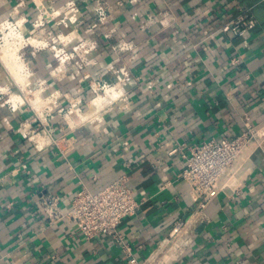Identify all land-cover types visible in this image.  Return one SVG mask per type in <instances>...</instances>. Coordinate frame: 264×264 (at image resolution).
Here are the masks:
<instances>
[{
	"label": "crops",
	"instance_id": "crops-1",
	"mask_svg": "<svg viewBox=\"0 0 264 264\" xmlns=\"http://www.w3.org/2000/svg\"><path fill=\"white\" fill-rule=\"evenodd\" d=\"M20 1L0 0V24L42 12L46 23L21 50L23 82L0 58V264H264V148L257 139L221 176L202 218L171 235L195 207L179 176L191 148L248 127L264 131V0H104L109 19L99 28L90 27L96 0ZM70 2L80 11L65 25ZM240 8L256 24L230 37L221 27ZM67 32V48L93 47L59 66L52 49L38 45ZM98 81L117 84L120 97L103 107L89 103ZM9 92L25 102L12 107ZM53 92L61 96L50 138L34 142L33 116ZM123 173L142 204L119 224L122 241L114 233L86 238L68 220L50 223L38 210L46 194H58L66 210L82 185L95 192Z\"/></svg>",
	"mask_w": 264,
	"mask_h": 264
},
{
	"label": "built area",
	"instance_id": "built-area-1",
	"mask_svg": "<svg viewBox=\"0 0 264 264\" xmlns=\"http://www.w3.org/2000/svg\"><path fill=\"white\" fill-rule=\"evenodd\" d=\"M22 3L23 0L19 2V4ZM69 10L71 13L70 17L66 16L67 18H63L62 20L65 25L76 23L80 8L76 3L70 2ZM93 10L94 22L91 23L90 27L99 28V26L105 24L109 19L106 1L96 0ZM45 14L42 12L40 17L35 20L28 18H7L0 24V32L4 33L3 30L9 27L20 29L18 25L19 21L32 28L33 32L36 27L46 23ZM161 23L165 25L167 22L162 19ZM255 24L256 20L251 12L248 9L240 8L239 13L223 24L221 29L230 37H241ZM67 37L61 33H55L51 36L50 40L40 41L43 43L38 46H49L59 66L76 61L82 49L83 52H88L93 47L92 44L86 46L84 42H79L69 49L66 46L69 41ZM29 45L31 44L23 41L20 49V58L22 60L21 50ZM83 62V60H80L79 65L82 66ZM24 64L26 63L24 62ZM25 69L27 71L26 65ZM121 75L122 77L119 78V82L124 84L128 72L123 71ZM111 87L118 90L117 84L112 85L102 81L91 85L92 94L89 103H91V100L95 96L99 95V91L102 90L106 94L107 90L111 89ZM0 93L2 94L3 92L0 91ZM60 96L59 92H53L41 99L40 104L43 105L42 112L35 113L33 116V122H36L37 127L32 128L33 134L30 138L34 142L45 141V138H50V136L45 135L48 134L51 119L54 117V103ZM118 97H120V94H118ZM8 99L12 107L25 102V99L21 95L12 92L8 93ZM80 102L81 100L79 99V105L76 107L77 111L81 110ZM65 112L68 113V110ZM40 132H42V135H39ZM252 139H257L258 146L264 148V131L261 132L255 129V127H248L244 133L233 138H211L191 148L189 155L186 156V165L179 176L189 184L190 194L195 207L188 218L178 220L175 223L171 232L172 236L180 234L187 227L202 218L205 208L217 192L221 176L228 170L233 161ZM50 141L52 142L51 139L49 143ZM126 148H128V145H126ZM177 149L174 148L169 152H175ZM141 204L142 200L137 198L135 190L129 184L128 174L123 173L110 184L95 192L82 185L72 198L71 207L66 210L63 209L61 198L58 194H46L39 199L38 210L50 223H56L64 219L68 220L86 238L114 233L115 237L119 241H122V236L117 234L119 224L123 218L135 214ZM126 250H130V248L126 247Z\"/></svg>",
	"mask_w": 264,
	"mask_h": 264
},
{
	"label": "bare ground",
	"instance_id": "bare-ground-1",
	"mask_svg": "<svg viewBox=\"0 0 264 264\" xmlns=\"http://www.w3.org/2000/svg\"><path fill=\"white\" fill-rule=\"evenodd\" d=\"M20 29H14L13 27H9L5 30H3L4 32V37L2 39V41H4L3 43H1L0 45L2 46L0 48V58L2 59V61L4 62V64L6 65V67L8 68L9 71L13 72L16 77V79L20 82H23L25 80V78L28 76V73L25 69V64L24 62L21 60L20 58V49L22 47V43L23 41H27L28 44H32L35 42V37H33L32 35V28H27L24 23H22V21H19L18 23ZM6 27V25H5ZM3 28V27H2ZM7 32V33H6ZM13 32V33H21L23 35V37H21L19 34H13L12 36L7 35L8 33ZM30 33L32 35H30ZM69 33H66V36H68ZM38 40V39H37ZM40 44H42L43 42H40ZM22 65L24 66V68L22 67ZM26 72V73H24ZM13 73H11L13 75ZM33 85V84H32ZM119 87V86H118ZM41 90V88H40ZM119 90H117L114 87H111V89L107 90L106 98H117L118 94L121 92H119ZM105 95H97L95 96L92 100H91V104L94 106H99L98 104L101 102V100H103V96L105 97ZM111 102V101H110ZM76 111V110H75Z\"/></svg>",
	"mask_w": 264,
	"mask_h": 264
},
{
	"label": "rangeland",
	"instance_id": "rangeland-1",
	"mask_svg": "<svg viewBox=\"0 0 264 264\" xmlns=\"http://www.w3.org/2000/svg\"><path fill=\"white\" fill-rule=\"evenodd\" d=\"M7 33V32H6ZM13 34H19L21 37H23V35L21 34V33H13V32H10V33H8L7 35H10V36H12ZM4 37V33H1L0 32V44L1 43H3V41H2V39H3V37ZM33 37H35L34 35H32ZM36 38V37H35ZM37 39V38H36ZM4 40V39H3ZM2 46L0 45V48H1ZM19 62H20V59H19ZM21 63V62H20ZM21 65H22V63H21ZM22 67L24 68V66L22 65ZM9 72H11V71H9ZM11 73H13V72H11ZM24 73H26V72H24ZM13 75H15L14 73H13ZM16 78V77H15ZM17 80V79H16ZM99 95H105L104 94V92L101 90V91H99ZM98 95V96H99ZM103 100H101V102L99 103L100 104V106H104V104H105V102L106 101H108V97L106 98V95H105V97L103 96V98H102Z\"/></svg>",
	"mask_w": 264,
	"mask_h": 264
}]
</instances>
